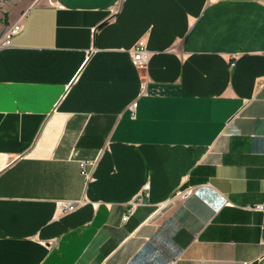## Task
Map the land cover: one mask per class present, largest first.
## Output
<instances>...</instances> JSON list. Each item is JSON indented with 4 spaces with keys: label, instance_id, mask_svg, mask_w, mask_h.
Returning a JSON list of instances; mask_svg holds the SVG:
<instances>
[{
    "label": "crops",
    "instance_id": "crops-1",
    "mask_svg": "<svg viewBox=\"0 0 264 264\" xmlns=\"http://www.w3.org/2000/svg\"><path fill=\"white\" fill-rule=\"evenodd\" d=\"M24 10L0 47V264H264V0H0V36Z\"/></svg>",
    "mask_w": 264,
    "mask_h": 264
},
{
    "label": "built area",
    "instance_id": "built-area-1",
    "mask_svg": "<svg viewBox=\"0 0 264 264\" xmlns=\"http://www.w3.org/2000/svg\"><path fill=\"white\" fill-rule=\"evenodd\" d=\"M26 18V11L20 14L19 18L7 27L5 32L0 36V47L7 45L11 36L18 34L24 27V21ZM149 52L146 48V44L144 39H139L135 46L130 50V56L132 63L137 68H143L147 62ZM133 108L134 106L131 105ZM90 162L87 160H81L79 162L81 173L85 176H88L87 165ZM147 188V184H145L144 189ZM193 187H185L177 189L174 194L171 196L170 200H182L186 198L189 194L192 193ZM142 197L141 195L137 198L136 201L131 203L130 208L128 209V213H126L122 220L126 221L130 214L133 212L135 206L141 203ZM80 202H68V201H59L57 202L58 211L60 212H70L75 210L79 206ZM252 208L260 211H264V204L258 203L252 206Z\"/></svg>",
    "mask_w": 264,
    "mask_h": 264
},
{
    "label": "rangeland",
    "instance_id": "rangeland-1",
    "mask_svg": "<svg viewBox=\"0 0 264 264\" xmlns=\"http://www.w3.org/2000/svg\"><path fill=\"white\" fill-rule=\"evenodd\" d=\"M46 1H48V0H46ZM24 11H25V10H24ZM24 11H22V13H23ZM22 13H21V14H22Z\"/></svg>",
    "mask_w": 264,
    "mask_h": 264
}]
</instances>
